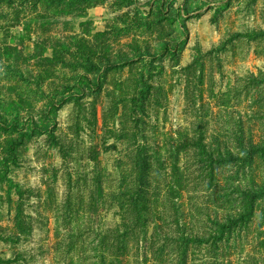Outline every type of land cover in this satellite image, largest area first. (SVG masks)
Masks as SVG:
<instances>
[{"label": "rangeland", "instance_id": "1", "mask_svg": "<svg viewBox=\"0 0 264 264\" xmlns=\"http://www.w3.org/2000/svg\"><path fill=\"white\" fill-rule=\"evenodd\" d=\"M8 261L264 264V0H0Z\"/></svg>", "mask_w": 264, "mask_h": 264}, {"label": "trees", "instance_id": "2", "mask_svg": "<svg viewBox=\"0 0 264 264\" xmlns=\"http://www.w3.org/2000/svg\"><path fill=\"white\" fill-rule=\"evenodd\" d=\"M148 104V101L145 102V105ZM139 124V122H137V125ZM23 143L19 142L18 146H21ZM138 150H140V146L137 147ZM137 155L140 154V151H137L136 153ZM135 155V154H134ZM144 157V158H142ZM151 156H144L141 155V157H139L138 162L143 161L144 164L140 167V168H146L147 170L151 168ZM139 187L137 191H135V195L133 193V196L131 195V193H128L125 195V197H121L118 198V195H114L112 197L113 200V205L114 207L117 206V208L119 209V213H120V217H121V221L125 227V231H123L122 236H129L132 234V232H134V230H136L140 224L141 221L145 222V221H149L150 218V214H151V209H152V202H151V198H150V193H151V187H150V179L149 178H141V176H139ZM97 188H101V184L100 182L97 183ZM145 189H150V192L148 194V192L145 191ZM101 195L103 196V198L105 197L104 194L100 193L98 195V197L96 198V196L92 197L91 200L92 202H94L93 204H95L96 206L99 205L100 202V198ZM110 197V196H109ZM153 197V196H152ZM96 198V199H95ZM67 202L65 203V206L67 208V210L69 211V213L71 215L74 214L73 209V194L70 193V195L67 198ZM99 199V200H98ZM143 218L140 219L139 216L141 215ZM5 263H10V261L5 262ZM2 264V263H0Z\"/></svg>", "mask_w": 264, "mask_h": 264}]
</instances>
